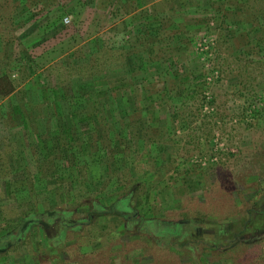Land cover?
<instances>
[{
    "label": "rangeland",
    "instance_id": "obj_1",
    "mask_svg": "<svg viewBox=\"0 0 264 264\" xmlns=\"http://www.w3.org/2000/svg\"><path fill=\"white\" fill-rule=\"evenodd\" d=\"M158 1L159 10L175 16L171 22L168 21L170 24H166L168 26L165 29L166 35L172 37L165 36V33L161 36L162 41L157 43L153 54L156 58H148L146 53L128 55L124 73H129L137 98L134 104L133 96L129 94L126 107L131 111L137 106H145L149 102L145 93L158 89L165 91L167 87L161 82L163 73H176L170 77V87L174 86V82L181 81L180 77L179 80L176 77L180 76L179 73H188L191 79L183 83L187 87L186 98L174 95L171 106H167L172 116L168 124L170 134L161 137L162 132H156L160 139L164 138L161 145H136L135 156L128 155L127 165L142 177L141 190L144 194H151V204L156 203L152 208L158 209V215L173 213L172 219H183L184 225L177 230L179 234L174 236L169 235L170 231L166 229L169 226H156L154 223H148L150 232L143 233L138 228L141 222L136 221L129 223L127 234L117 236L119 242L108 243L103 239V243L93 244L92 247L85 245V249L102 251L109 246V253L106 252L107 256L102 255V259H109L110 264H264V42L263 51L257 48V52L251 54L248 53L251 48L246 40L240 41V38V42L232 45L220 37L222 14L215 10L212 2L223 0H186L185 13L181 17L177 16V11L170 9L174 0ZM0 3V14H8ZM62 3L68 7L74 5L73 0H62ZM75 11L65 16L69 18L68 22L61 23L58 18H53L55 11L47 13L44 10L46 15L34 26L31 24L33 20L24 26V29L30 27L27 30L30 36L39 30V35L43 31L44 37L56 25L65 24L56 36L32 49L39 68L18 86V89L24 86L25 92L0 100V145L3 148L6 143L11 144L6 156L12 163L19 155L20 162L27 161L31 166L36 163V157L42 160L47 153L43 141L37 140L35 134L43 132L46 127L44 118L36 114V101L39 99L37 89L47 86V82L50 85L59 82L57 73H52L54 70H50L49 64L59 60L66 64L79 55L89 54L102 43L109 48L122 43V30L117 25L122 17L116 16L112 9L99 10L88 5ZM132 15H124L123 18L129 20ZM28 16L29 13L24 14V17ZM247 28H250L249 24L228 23V30L235 34L241 31L246 33ZM8 30L11 33L6 32L3 40L0 38V68L10 57L13 67L21 62L28 71L27 64L20 60L19 48L14 46L16 42L11 47L7 44V39L16 33L14 26ZM258 30L253 32L258 34ZM182 31L184 33H180ZM174 33H179L178 37H173ZM203 34L213 37L211 66L219 71L218 78L211 84L206 83V88L204 79L211 69L205 66L196 51L198 39ZM111 68L106 73H115ZM19 73L15 70L13 75L18 77ZM133 73L135 78H132ZM143 75H147V78L142 79ZM27 82L28 85L25 84ZM205 89L211 95L210 100L205 96ZM206 103H210L213 109L208 111ZM13 105H19L22 109L29 120L27 126L21 121H12L9 110ZM154 106L159 109L158 104ZM42 110L48 112L47 105ZM189 110L194 115H186ZM97 169L100 174L102 169ZM2 185L0 179V189ZM96 185L94 187L98 188L102 184ZM79 186L78 190L71 186L76 196L87 191L85 185ZM108 189L113 191L112 182L108 184ZM36 190L38 192L34 196L29 194L25 200L0 197V204L6 207L5 215L9 216L10 227L18 225L22 210H27L32 204L41 209L52 199L51 193L45 192L42 185H38ZM106 193L109 192L106 190ZM202 209L207 212L204 210L206 213H200ZM79 211L70 214L69 221L74 222L85 216L86 213ZM145 211L146 206L139 214ZM49 217L43 218L49 220L46 231L51 237L56 236V241L63 238L70 244L75 241V236L91 232L87 225H83L84 228L78 227L75 233L73 230L63 233L59 230V216L50 214ZM110 222L108 224L114 229L115 224L111 219ZM100 223L104 227L106 222L101 218ZM31 233V237L26 239L27 243L11 250L6 263L69 264V261L62 262L68 250L65 249L64 253L62 249L50 246L47 240L44 241V231L37 225ZM195 237H198V244L204 246H197L196 249L194 245L192 248L179 245V242H188ZM211 242L218 247L211 248ZM171 243L175 249L167 245ZM103 244L105 246L101 248ZM1 249L6 251L5 248ZM80 252L75 256L68 254L71 255V262L80 260L78 264H86L85 257L91 259L87 255L89 252ZM201 254L206 260L200 259ZM105 260L99 264H104Z\"/></svg>",
    "mask_w": 264,
    "mask_h": 264
},
{
    "label": "trees",
    "instance_id": "obj_2",
    "mask_svg": "<svg viewBox=\"0 0 264 264\" xmlns=\"http://www.w3.org/2000/svg\"><path fill=\"white\" fill-rule=\"evenodd\" d=\"M0 1L4 10L8 11V14H0V25L3 28L0 30V38L3 40L6 32L11 33L8 29L14 26L16 33L12 38L7 39V44L11 47L16 42L14 46L21 52L20 60L25 62L28 68L26 71L23 67L24 63L22 65L21 62V66L13 67L12 60L8 58L5 65L0 68V100L25 92L24 86L20 89L18 86L39 68L32 49L56 36L65 27V24L56 25V28L44 37H42L43 31L39 35V30L30 36L27 32L30 27L24 29L25 24L33 20L31 24L34 26L46 15L44 10L47 13L55 11L53 18L55 20L58 18L62 23L65 21V16L74 13L79 7L90 5L99 10L109 8L116 16L122 17L117 25L120 26L123 35L120 46L109 48L102 43L89 54L83 53L84 55H79L66 64L61 60L49 64L50 70H54L52 73H57L59 82L56 85H50L47 82V86L40 85L41 87L37 89L39 99L36 101L38 105L36 114L44 118V126L46 125L43 131L45 138H43V132L35 134L37 140L43 141L47 149L42 160L36 157V163L30 166L27 161L20 162V156L17 155L15 162L12 163L6 156L7 151L11 150V144L6 143L3 148L0 145V179L3 182L0 197L25 200V196L30 194L29 196L32 197L38 192L36 190L38 185H42L44 191L52 195V199L48 200L43 208L40 209L32 204L27 207V210H22L19 216L21 220L14 227L8 225L10 222L9 216L5 215L6 207L0 204V241L2 243L0 244V261L3 262L1 264H9L6 262L9 261L8 255L11 250L27 243L26 239L31 237V231L36 225L44 231V241L47 240L50 246L60 248L64 253L66 249L73 256L76 253L81 254L80 251L89 252L87 255L91 259L88 260L85 257L86 264L103 263L105 259H102V255L107 256L106 252L109 253L110 247L102 251L100 249L87 251L85 245L87 247H92L93 244L99 245L100 242L103 243V239L108 243L116 240L119 242L117 236L127 234L129 223L140 221L138 228L143 233L150 232L148 223H154L156 226L166 225L169 226L166 228L170 231L169 235H178L179 233L176 232L184 225L183 219H172L173 213L169 212L158 215V209L152 208V205L156 203L151 204V194L149 192L144 194L141 190L142 177L134 173L132 167L127 165V160L128 155L135 154L136 145L140 147L150 144L161 145L164 138H160L170 134L168 124L171 114L167 106H171L170 102L172 103L174 95L182 99L186 98L187 87L183 86V83L190 81V74L179 73L180 76L176 75V77L177 79L180 77L181 81L178 79L179 82H174V86L170 87V77L176 73H163L161 82L167 89L145 93V98L149 100L148 104L142 107L137 106L130 111L125 102L128 96L132 95L135 104L137 93L129 73H124L129 54L146 53L148 58L157 57L153 55L157 43L162 41L161 36L166 32V26L175 16H171L168 11L159 10L160 1L158 0H73L74 5L71 7L64 5L62 0ZM212 4L215 10L222 14L219 32L226 43L235 45L241 38L240 41L246 40L251 48L248 53H256L257 48L263 51L261 48L264 42V0H223L212 2ZM186 5V0H174L170 9L177 11V16L181 17L185 13ZM18 12L19 15H17ZM25 13H29V16L24 17ZM131 13L133 15L129 20L123 18L124 15ZM235 22L249 24L250 28L246 29V33L241 31L235 34L228 30V23ZM171 25L174 26V24ZM257 29H259L258 34L255 33ZM178 35L179 33H174L173 37ZM165 36L171 35L165 33ZM131 37L133 41L129 42ZM80 50L82 53V49ZM110 68L115 73H106ZM15 70L21 73L18 77L13 75ZM146 76L143 75L142 79H146ZM132 78H135L134 73ZM204 83L206 88L208 85H206V78ZM25 84L28 85V82ZM155 103L158 104L159 109L155 108ZM62 104L64 105L61 107ZM44 105H47L48 112L42 110ZM51 108L53 110H50ZM187 113L186 115H194L192 110ZM9 115L12 121L18 120L25 126L28 125L29 120L19 105H13ZM156 132H162L163 135L159 138ZM98 167L102 169L100 174ZM110 182L113 183V191L108 189ZM129 183V187L126 188L125 186ZM96 184L103 186L96 188L94 187ZM79 185H85L87 191L80 192L81 195L76 196L73 192L75 189L71 186H75L78 190ZM106 190L109 193H106ZM145 206V213L139 214ZM79 210L86 213L85 216L77 218L74 222L69 221L70 214ZM204 210L202 209L200 213L207 212ZM50 214L59 216L61 225L59 230L63 233L66 231L69 233L68 230L76 232L78 227L84 228L83 225H87L91 232L79 237L75 236V241L70 244L66 243L65 239L62 240L63 238L56 241V236L51 237L46 231ZM44 217H48L47 221L43 219ZM101 218L106 222L104 227L100 226ZM110 219L115 224L114 229L110 226ZM197 238L188 242L181 241L179 245L186 248H192L194 245L196 249H198L197 246H204L198 244ZM5 239L10 241L5 242ZM10 245L12 246L8 247ZM167 245L174 248L173 243ZM104 246L103 244L101 248ZM216 246V243L211 242V248ZM1 248H5L6 251L3 252ZM69 253L64 255L62 262L69 261V264H75L76 261L71 262ZM200 259L206 260L202 254ZM78 262L80 260L76 263ZM104 264H110L109 259L105 260Z\"/></svg>",
    "mask_w": 264,
    "mask_h": 264
},
{
    "label": "built area",
    "instance_id": "obj_3",
    "mask_svg": "<svg viewBox=\"0 0 264 264\" xmlns=\"http://www.w3.org/2000/svg\"><path fill=\"white\" fill-rule=\"evenodd\" d=\"M69 18L65 17V22H68ZM212 44H213V37H211L210 35H206L203 34L201 36V38L198 40V43L196 45V51L200 57L201 60H203L205 62V66L208 68H210V72L206 75V82L208 84H211L212 82H214V80L216 78H218L219 76V71L218 69L214 68L211 66L212 63ZM205 96L207 99H211V95L209 94V91H207V89L205 90ZM210 103H206V108H209L208 111H210V108L213 109V106L209 105ZM205 106V105H204ZM216 140H218V138H216ZM223 143H220L221 146Z\"/></svg>",
    "mask_w": 264,
    "mask_h": 264
}]
</instances>
